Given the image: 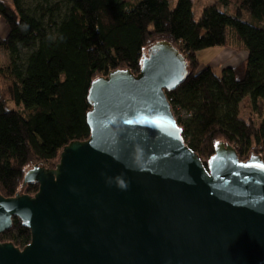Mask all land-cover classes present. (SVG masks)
<instances>
[{
  "label": "water",
  "instance_id": "1",
  "mask_svg": "<svg viewBox=\"0 0 264 264\" xmlns=\"http://www.w3.org/2000/svg\"><path fill=\"white\" fill-rule=\"evenodd\" d=\"M187 72L160 39L138 73L92 80L89 137L27 169L36 193L0 194V233L14 217L31 233L23 247L0 240V264H264V157L219 141L203 162L166 94Z\"/></svg>",
  "mask_w": 264,
  "mask_h": 264
},
{
  "label": "trees",
  "instance_id": "2",
  "mask_svg": "<svg viewBox=\"0 0 264 264\" xmlns=\"http://www.w3.org/2000/svg\"><path fill=\"white\" fill-rule=\"evenodd\" d=\"M193 5L0 0V20L9 26L0 46L10 56L6 68L0 64V194L36 193L37 181L23 184L27 169L56 167L65 145L90 135L92 80L117 68L138 73L143 54L160 39L171 41L187 60L182 83L166 90L175 115L186 112L177 116L186 143L205 164L219 141L232 144L243 160L252 153L264 157V0H216L198 20ZM215 46L246 49L248 57L221 71L201 68L198 51ZM246 98L252 110L244 117L240 104ZM30 239L18 217L0 233L1 241L19 247Z\"/></svg>",
  "mask_w": 264,
  "mask_h": 264
},
{
  "label": "rangeland",
  "instance_id": "3",
  "mask_svg": "<svg viewBox=\"0 0 264 264\" xmlns=\"http://www.w3.org/2000/svg\"><path fill=\"white\" fill-rule=\"evenodd\" d=\"M9 1H11V0H9ZM192 1L194 4L193 9H194V13H195V18L197 20L200 18L203 9L207 5H210V4H213L216 2V0H192ZM175 4H176V0H170L171 7H174ZM220 6H221V8L223 7L222 5H220ZM229 9H233V7L230 6ZM245 19L246 20H250V19L252 20V18L250 16H246ZM6 30L9 31V26L3 20H0V36L1 37L4 38L7 36L8 32H6ZM218 51H219L218 46L204 48L202 50H199L198 56H199V59L201 61V68L205 67V66H213V68L216 70L217 64H220L222 62L221 60H223L222 57H217ZM9 62H10L9 51L7 49H5L4 47L0 46V64H1V66L6 68L9 65ZM216 71H218V70H216ZM248 101L244 102V106L242 107L243 116H247L246 111H247V109L250 108V104ZM9 104L11 106H15L14 103H12L11 101L9 102ZM177 116L184 117V116H186V112H184V111L177 112L176 117ZM31 165H33V164H31Z\"/></svg>",
  "mask_w": 264,
  "mask_h": 264
},
{
  "label": "crops",
  "instance_id": "4",
  "mask_svg": "<svg viewBox=\"0 0 264 264\" xmlns=\"http://www.w3.org/2000/svg\"><path fill=\"white\" fill-rule=\"evenodd\" d=\"M218 56L217 57H222L223 60H221L222 62L220 64H217V69L218 71H221V69L228 67V66H237L240 63H242L243 61H245L248 57V51L246 49H237L236 47L233 46H222V47H218ZM213 67V66H211ZM222 67V68H221ZM248 101V99L246 98L245 100H243V102L240 104V108H241V116H243L242 114V107L244 106V102ZM249 102V101H248ZM250 104V102H249ZM251 105L250 108L247 109L246 111V115H248L251 112ZM246 117V116H244Z\"/></svg>",
  "mask_w": 264,
  "mask_h": 264
},
{
  "label": "built area",
  "instance_id": "5",
  "mask_svg": "<svg viewBox=\"0 0 264 264\" xmlns=\"http://www.w3.org/2000/svg\"><path fill=\"white\" fill-rule=\"evenodd\" d=\"M263 156V152L260 153Z\"/></svg>",
  "mask_w": 264,
  "mask_h": 264
},
{
  "label": "bare ground",
  "instance_id": "6",
  "mask_svg": "<svg viewBox=\"0 0 264 264\" xmlns=\"http://www.w3.org/2000/svg\"><path fill=\"white\" fill-rule=\"evenodd\" d=\"M6 32H8V30H6Z\"/></svg>",
  "mask_w": 264,
  "mask_h": 264
}]
</instances>
